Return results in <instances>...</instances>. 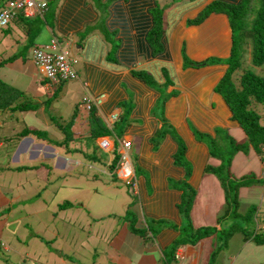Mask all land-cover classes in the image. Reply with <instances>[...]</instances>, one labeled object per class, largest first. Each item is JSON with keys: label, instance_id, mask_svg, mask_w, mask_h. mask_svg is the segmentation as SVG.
<instances>
[{"label": "crops", "instance_id": "0c3cea01", "mask_svg": "<svg viewBox=\"0 0 264 264\" xmlns=\"http://www.w3.org/2000/svg\"><path fill=\"white\" fill-rule=\"evenodd\" d=\"M8 1L0 0V9ZM211 1L180 0L165 7L159 6L157 0H59L57 3L52 0L44 14L52 16L50 26L44 16L42 19L32 16L29 20L43 26H36L31 32L32 28L25 23L28 19L19 16L0 28V87H4L0 92L6 87L14 89V93L19 91L22 98L16 96V100L27 104L20 109H8L9 113L16 111L13 120L18 122L14 125L1 118L5 110L0 112L3 131H17L10 144L8 136L0 138L1 176L8 164L17 166L18 176L26 172L28 178L32 176L43 183L50 171L64 173L69 178L78 176L75 173L78 163L72 161V157L80 160L77 151L72 154L51 141L63 139L67 124L73 139L69 141V146H73L70 149H75L74 140L86 138L88 112L80 109L77 116L74 110L84 95L83 85L93 98L101 96L92 111L108 130L107 135L95 140V148L87 147L86 160L89 164V160L95 159L96 150L100 155L105 154L103 172H108L105 181L113 187L115 181H122L107 168L108 164L120 152L118 141L129 143V156L141 170L140 174L135 173L127 155L135 190L127 189L126 200L121 196L119 202L116 196L113 200L114 195L107 197L106 208L104 205L89 209L81 205L77 209L86 218L78 226L89 247L84 252L92 254L98 252L95 248L99 249L105 264H264V244L244 240L241 233L243 228L248 231L264 228L257 224L256 229L247 227L252 220H264V147L255 153L247 146L241 129L230 120L227 106L214 92L215 84L226 71L225 65L182 67L181 50L192 62L207 58L223 60L228 56L230 31L225 16L210 14L199 25L184 26L187 19L194 20ZM155 7L164 11L158 48L151 46L148 39L152 26L150 12ZM9 35L12 39L7 43ZM51 37L59 41L78 39L70 44L78 77L45 87L28 56V47L46 44ZM5 53L12 55L11 58L4 59ZM140 72L148 76L147 82L134 76ZM163 92L175 94L160 103ZM48 96L54 97V107L49 106ZM11 106L17 105L11 103ZM123 120V134L119 137L115 125ZM27 130L42 132L49 141L31 134L24 136ZM217 130L238 145L229 162L230 177L248 179L247 184L236 190V201L237 209L240 206V211L252 215L248 223L240 222L236 228L221 219L226 202L221 183L212 172L220 161L209 156L206 142L194 135L196 132L199 137L214 139ZM178 141L184 147L179 157L176 156ZM34 146L49 152L31 155L30 148ZM5 176L7 184L14 186V174ZM22 184L18 182V186ZM9 190L0 191V208L4 207L11 215L15 196L9 195ZM185 192L193 193V199L183 215L179 207ZM56 197L69 204L67 208L75 207L74 202ZM6 226L7 219H0V249L5 254H16L7 238L3 239ZM78 228L74 227L68 243L78 241ZM36 237L33 233L32 238ZM40 241L38 238L36 242ZM18 243L23 244L22 239ZM48 255L49 262L44 264H67L63 258ZM22 256L26 258L23 264H30L28 245L23 246ZM169 257L170 262L166 263ZM4 260L8 259L1 254L0 264H11ZM86 260L91 259L82 257L76 262L85 264ZM95 260L96 257L94 261L92 258L90 264H97Z\"/></svg>", "mask_w": 264, "mask_h": 264}, {"label": "rangeland", "instance_id": "374dc122", "mask_svg": "<svg viewBox=\"0 0 264 264\" xmlns=\"http://www.w3.org/2000/svg\"><path fill=\"white\" fill-rule=\"evenodd\" d=\"M59 0H56V3ZM180 0H157L159 3V6H165L171 5V3H178ZM257 0H252L250 2V11H254V7L256 6ZM171 7V6H169ZM52 8V6H50ZM106 9V7H105ZM163 10V9H161ZM164 12V11H163ZM162 12V14H163ZM203 12L199 14L194 20L201 18ZM162 14H161V20H162ZM43 19L46 20V23L48 26L51 25L52 19L50 15H45ZM192 19H187L184 22V26L187 28L188 26H195L196 24H190L189 22L194 21ZM25 23H28L30 28H32L31 32L35 31V27H42L41 24H35L34 21L29 20L25 21ZM33 36V33L30 34V37ZM10 39H12L11 35L7 38V43H10ZM77 39V38H75ZM74 38H64L60 43L65 44V46H61L63 49H66L68 53H73V50L70 46L73 45V42L75 40ZM9 40V42H8ZM78 40V39H77ZM69 42V43H68ZM69 44V46L67 45ZM30 47H28L29 51ZM243 52V51H242ZM6 56H9L11 58L12 55H9L5 53L3 55L4 59H7ZM243 62L247 67H243L245 69H249L252 72L258 74L261 72V75H264V67L261 68H253L252 65L248 66L249 63V53L245 52L243 55ZM243 66V65H242ZM261 69V70H260ZM4 71L8 73V69L4 66ZM78 77V75H77ZM13 81V80H12ZM19 85H22V82H18ZM4 87H0V91ZM23 93V91H21ZM14 89L10 90L9 88H5V90L0 92V112L6 111L5 114H2L1 118H6L7 124L14 125L18 121L14 122V118H16V111L8 112V109H13L14 107L11 106V103L14 105H17L19 100H16V96H20L22 98V95L19 91L15 96H13ZM173 93V92H172ZM24 95V93H23ZM164 94V92L162 93ZM53 98L48 96V104L51 106L53 104ZM167 98V96L164 97V99ZM52 101V102H51ZM161 103V101H160ZM1 104L6 105V109L1 107ZM160 105V104H159ZM54 107V105H52ZM79 110L78 106H76ZM252 110L260 116L259 124L264 126V106L262 105H251L250 106ZM51 109H48L50 111ZM2 125V124H1ZM125 125V121L118 122L115 127L118 129L116 131V134L119 137H122L123 134V126ZM17 131L13 130V133ZM12 132L7 133L3 131V127H0V138L7 137L9 139V144L13 139H15V136ZM243 133V132H242ZM21 134V133H19ZM244 134V133H243ZM195 137L200 138L201 140L205 141L207 145H210L211 148L215 153H220L222 157V161L224 165L226 164V158L230 155V152L232 151L231 147L232 144H230L228 141L224 145L218 148V146L215 143H219L218 141L213 142V140L205 139L204 137H199L196 132L194 133ZM220 136L224 137V133L220 131ZM245 136V134H244ZM30 138V137H29ZM246 139V136H245ZM225 140V139H224ZM90 140L78 138L74 140L75 149H70L73 146L67 145V148L72 154L76 153L80 156V160H74L72 157V161L78 163V167L75 170V173L77 172L78 176H72L67 177L64 173L56 172L53 173L50 171L49 175L46 178V181L39 182L36 178H32L27 174H22L20 176L17 175L16 167L14 165L8 164L5 168L2 169L1 174L9 175L14 174V186L10 183L7 184L6 182V176L2 177L0 175V191L1 193L6 192L8 189L9 195L15 196L13 200V207L14 210L12 214L10 215V212L6 209L0 208V219H7V226L5 228V231L3 233V239L8 240V245L14 249L16 254L8 253L5 254L2 252V249H0V256L1 254L3 257H6L8 260H4L6 262H10L11 264H23L25 262L26 258L22 256L23 253V246L28 245V260L30 264H44L45 261L49 262L47 259L49 258L48 254L54 255L55 252H59L58 254H55L53 258L58 259L63 258L64 262L67 264H78L76 261H80L82 257L90 258L93 261L96 257V260L94 263L97 264H105L104 257L101 253H99V249L95 248L98 252H94L92 254H87V250L84 252V249H88L89 247L85 244V237L82 236L81 231L79 230L78 226L81 224H84L86 222V218L84 215H81L80 211H77V209L81 208V205L84 207H87L89 209L94 208L97 209L101 206L105 205L106 208V198H112L114 195L117 197L116 202H119V198L123 196V198L126 200V191L127 187L124 185L123 182L115 181L117 182L116 186H111L109 181H105V179L108 177L103 172L105 170L104 163H105V154L100 155V151L96 150L95 152H98V155L95 153L94 156L95 159L86 160L87 155V147L88 144H90ZM232 143H236L233 141ZM238 144V143H237ZM234 145V144H233ZM59 148V145L57 146ZM63 150L65 148L61 146ZM60 147V148H61ZM44 148V147H43ZM42 147L34 146L30 148L31 155L34 153H48L49 151L47 149H43ZM56 150V148H53ZM128 156L131 153V151H128ZM100 156H103L100 157ZM232 159V157H230ZM129 159L132 163L133 170L135 169L136 174H140L141 170L136 166V164L132 161V159L129 156ZM230 159V161H231ZM100 162V164H99ZM46 166H50V163H46ZM33 171H31L32 173ZM264 172V171H263ZM5 178V179H4ZM9 178V177H8ZM7 178V179H8ZM5 180V181H3ZM22 181L23 184L21 186H18V182ZM4 183V184H3ZM14 188V189H13ZM5 190V191H2ZM41 190V192H40ZM119 190V191H118ZM129 192H131L129 190ZM56 196H62L65 199H67L69 202H74V208H67L69 207V204L63 203L59 198ZM2 198H0L1 200ZM193 199V197H192ZM239 205V203H238ZM191 206V205H190ZM21 208H23L21 210ZM231 208V209H230ZM227 208V204L225 203L223 212H227L226 216H222L221 219H224L228 226H230L232 223L234 227L238 225V223L245 224L247 219H242L240 216H245L246 213L240 211V206L238 209H236L235 213L232 210V207ZM101 211V210H100ZM222 212V213H223ZM221 213V212H220ZM221 213V214H222ZM220 214V215H221ZM248 215L251 217V213H248ZM25 216V217H23ZM183 216V215H182ZM184 221V216H183ZM222 222V221H220ZM264 220L258 221L257 219L252 220L250 224L247 225L248 228H255V224L263 226ZM259 223V224H258ZM263 223V224H262ZM186 224V223H185ZM74 227L78 228L77 242L68 243L70 238L69 235L71 233L74 234L75 230ZM49 230V231H48ZM48 231V232H47ZM234 231H231L233 233ZM33 233H35L36 238H32ZM54 234V236H53ZM233 235V234H232ZM40 238V242H36L37 239ZM63 238V239H62ZM89 237L86 236V240ZM23 244L18 243V241H21ZM4 241V240H1ZM36 243H32V242ZM76 245V247H75ZM42 247L45 249L43 250ZM55 250V252H54ZM19 260H22V262L19 263ZM91 260H86L85 264H90ZM56 264V263H54Z\"/></svg>", "mask_w": 264, "mask_h": 264}, {"label": "trees", "instance_id": "16d2710c", "mask_svg": "<svg viewBox=\"0 0 264 264\" xmlns=\"http://www.w3.org/2000/svg\"><path fill=\"white\" fill-rule=\"evenodd\" d=\"M251 1L252 0H212L202 9L201 12H203V16L201 18L189 22L190 24L199 25L210 14H220L225 16L230 31L229 53L225 59L219 60L207 58L206 60L200 62H192L186 58L183 50H181V59L183 68L197 69L213 64H223L226 66L225 73L214 86V92L221 97L227 106L230 112V120L236 122L238 127L245 134L247 146H250L255 153H258L264 147V127L259 124L260 116L256 114L250 106H264V75H261V72L256 74L249 69L243 68L247 66L244 64L242 58L244 53L248 52V66L252 65L253 68L261 69L264 67V0H257L253 12L249 9ZM150 14L152 26L148 34V39L151 46L154 47L157 45L158 48L159 39L163 33L161 21L162 10L161 8L155 7L151 10ZM134 76L139 78L141 81H148V76L144 73H135ZM174 94L175 93L173 92L168 95H164L161 103L164 101L165 96L170 97ZM26 105L27 104L21 102L18 103L17 106H14V109H20ZM1 107L4 108L5 106L1 104ZM74 110L77 111V116H79L80 109L78 110L76 107ZM86 125L87 134L85 139L91 141L90 144H88V147L95 148V140L107 135L108 130L103 125L101 120L95 115V112L92 111V109L87 113ZM69 128L70 125L67 124L63 131V139H61L60 142L50 140L51 143H53V145L63 146L67 151V145L72 139ZM23 134L24 136L31 134L43 140L47 138L43 136L42 132L36 130H27L24 131ZM46 140L49 141V139ZM210 140H213L214 143L215 141H218L219 143L215 144L219 149L226 143V141L232 144V151L226 158L225 165L222 161V157L220 156L222 155L221 153L220 155L219 153H215L210 145H207V151L209 156L215 157L220 161L219 166L213 169L212 172L221 183L227 208L232 207V210L235 213L237 209L236 190L248 182L247 178H245V180H233L229 175L228 170L231 159L230 157H232L238 150V145L235 146V144L229 141V138L225 135L224 137L220 136V130H217L215 132V138ZM239 149H241V146H239ZM114 151H116V149ZM183 151L184 147L182 143L178 141V151L176 156L179 157L182 155ZM116 157L117 154L112 158V162L108 165L109 167L107 168L109 170H113ZM192 196L193 193L191 192L183 194L182 196L179 208L183 215H185L191 204ZM248 212L249 211H246V215L242 217L247 219V223L250 219ZM226 215L227 212H225L224 216ZM241 233L244 240H250L255 245L264 244V228L259 231H248L246 228H243L241 229ZM170 257L172 260V253H170ZM170 257L166 259V263L170 262Z\"/></svg>", "mask_w": 264, "mask_h": 264}, {"label": "built area", "instance_id": "2783aa9c", "mask_svg": "<svg viewBox=\"0 0 264 264\" xmlns=\"http://www.w3.org/2000/svg\"><path fill=\"white\" fill-rule=\"evenodd\" d=\"M50 0H12L7 3L6 7L0 11V28H3L18 13L24 19L32 16L42 18L46 11L47 4ZM54 37L50 38L47 44L33 46L29 51V57L35 66L38 77L44 82L45 87H52L63 82L76 79L75 71L76 61L63 49ZM84 95L82 96L79 109L89 112L99 104L100 98H93L86 91L83 85ZM120 152L118 153L115 166L113 168L114 176L120 179L124 185L133 192L134 177L132 169L127 163V151L130 146L124 140L118 141Z\"/></svg>", "mask_w": 264, "mask_h": 264}, {"label": "clouds", "instance_id": "9594fccd", "mask_svg": "<svg viewBox=\"0 0 264 264\" xmlns=\"http://www.w3.org/2000/svg\"><path fill=\"white\" fill-rule=\"evenodd\" d=\"M10 1H12V0H10ZM10 1H8V2H10ZM51 1H52V0H50L49 2H51ZM8 2H7V3H8ZM49 2H48V3H49ZM7 3L4 4V6L0 9V11L3 10V9L6 7ZM47 5H48V4H47ZM46 10H47V8H46ZM45 12H46V11H45ZM45 12H44V14H45ZM44 14H43V16H44ZM19 16L22 17L20 14L17 13V14L15 15L14 18L19 17ZM14 18H13V19H14ZM13 19H12V20H13ZM41 19H42V18H41ZM12 20H10L9 22H11ZM9 22L7 23V25L9 24ZM7 25H6V26H7ZM6 26H5V27H6ZM5 27H3V28H5ZM51 38H52V37H51ZM55 39H56V38H55ZM49 40H50V39H49ZM56 40H57V39H56ZM57 41H58L59 43L61 42V41H59V40H57ZM47 43H48V42H47ZM47 43H46V44H47ZM60 44H61V43H60ZM42 45H44V44H42ZM61 45H63V46L66 47V45H64V44H61ZM34 46H38V45H34ZM39 46H40V45H39ZM32 47H33V46H32ZM32 47H31V48H32ZM31 48H30V49H31ZM30 49H29V51H30ZM69 54H70V53H69ZM70 55H71V54H70ZM28 56H29V53H28ZM71 57L74 58L72 55H71ZM29 58H30V57H29ZM74 59H75V58H74ZM75 61H76V59H75ZM76 63H77V61H76ZM75 66H76V64H75ZM75 71H76V70H75ZM76 74H77V73H76ZM76 78H77V77H76ZM77 106H78V108H79V104H77ZM261 126H262V125H261ZM263 127H264V126H263ZM117 141H118V140H117ZM127 152H128V151H127ZM127 155H128V153H127ZM117 156H118V154H117ZM127 157H128V156H127ZM116 159H117V157H116ZM115 163H116V161H115ZM108 165H109V164H108ZM113 174H114V173H113Z\"/></svg>", "mask_w": 264, "mask_h": 264}]
</instances>
